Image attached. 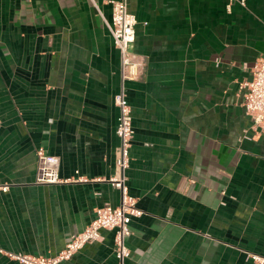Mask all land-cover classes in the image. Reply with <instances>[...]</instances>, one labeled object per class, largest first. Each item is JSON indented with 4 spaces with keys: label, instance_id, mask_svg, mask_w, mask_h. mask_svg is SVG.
<instances>
[{
    "label": "crops",
    "instance_id": "1",
    "mask_svg": "<svg viewBox=\"0 0 264 264\" xmlns=\"http://www.w3.org/2000/svg\"><path fill=\"white\" fill-rule=\"evenodd\" d=\"M126 185L144 210L124 264H254L264 254V123L244 106L264 57V0H128ZM107 0H0V264L54 256L97 207L117 206L120 51ZM60 157L37 183V151ZM81 177L87 180H77ZM3 186H8L4 190ZM60 264H117L113 230Z\"/></svg>",
    "mask_w": 264,
    "mask_h": 264
},
{
    "label": "built area",
    "instance_id": "2",
    "mask_svg": "<svg viewBox=\"0 0 264 264\" xmlns=\"http://www.w3.org/2000/svg\"><path fill=\"white\" fill-rule=\"evenodd\" d=\"M112 6V23L110 31L116 47L120 51V88L115 95V103L119 109L116 133L119 145L116 148L115 172L109 178L112 185L121 191V202L117 206L105 205L95 209L93 220L80 232L71 235L65 247L54 256L32 255L25 253L10 254L22 264H60L70 260L86 244L103 239V230H113L114 249L118 258L117 264H124L131 250L126 238L131 234V221L144 214L138 206L137 198L131 195L126 185L125 171L130 164V148L134 137L132 108L127 99L125 82L144 79L147 62L144 56L133 50L136 40L137 18L129 10L128 0H107ZM244 2V0H242ZM244 106L255 125L264 123V57L256 60L253 66V78L246 82ZM37 183L56 184L72 180H63L59 176L60 157L47 154L43 148L37 151ZM77 180H87L81 177ZM4 190L8 186L1 187ZM254 264H264V254L250 253Z\"/></svg>",
    "mask_w": 264,
    "mask_h": 264
}]
</instances>
